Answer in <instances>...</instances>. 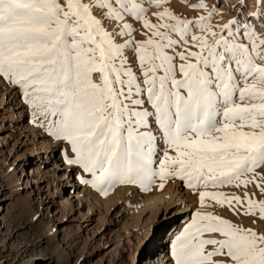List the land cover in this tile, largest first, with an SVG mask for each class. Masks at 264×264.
<instances>
[{"label":"snow or ice","instance_id":"obj_1","mask_svg":"<svg viewBox=\"0 0 264 264\" xmlns=\"http://www.w3.org/2000/svg\"><path fill=\"white\" fill-rule=\"evenodd\" d=\"M150 2L160 7L168 0ZM146 11L137 0H0V78L21 90L50 136L69 145L74 157L67 163L92 176L83 183L105 195L116 184L147 191L156 178L161 189L172 178L192 189L234 181L259 187L264 34L236 20L214 27L215 9L195 21L165 9L155 13L159 24ZM126 15L143 20L146 39H131ZM105 20L121 22L120 29L109 31ZM130 48L139 75L125 54ZM249 173L251 180L241 179ZM206 198L241 202L199 191L202 206ZM246 203L245 214L258 209L264 218V202ZM172 256L174 264H264V234L197 212Z\"/></svg>","mask_w":264,"mask_h":264},{"label":"rangeland","instance_id":"obj_2","mask_svg":"<svg viewBox=\"0 0 264 264\" xmlns=\"http://www.w3.org/2000/svg\"><path fill=\"white\" fill-rule=\"evenodd\" d=\"M137 2L147 10L144 17L153 24L161 22L155 13L165 9L192 21L215 9L211 19L214 27L236 20L264 34V0H203L206 9L192 7L201 0H168L160 7L150 0ZM94 14L101 18L103 11L94 9ZM123 23L134 29L131 39H146L143 20L126 15ZM104 24L109 31L121 26L117 21L105 20ZM192 32L199 34V29L193 26ZM118 39L124 43L129 37ZM173 39L179 36L173 34ZM125 54L139 75L134 50L130 48ZM180 62L177 59L176 63ZM72 157L66 142L57 141L40 126L21 90L0 78V264H174L172 245L197 212L210 213L234 226L264 234V218L258 209H253L255 214H245L248 198L257 204L264 202V181L259 177V187L254 183L237 186L234 181L207 189L189 188L179 178L163 181L161 189V181L156 178L150 190L140 185L116 184L105 195L83 183L92 176L78 165L68 164L67 159ZM158 159L159 153L157 167ZM255 171L264 173V165ZM252 177L249 173L241 179ZM177 180L176 194L180 199L167 210L159 206L154 213L148 211L166 200L165 193L172 192L169 185ZM199 191L239 196L241 202L221 205L206 198L202 206ZM150 198L154 203L148 206L144 200ZM145 205V211L137 216L136 210ZM179 206L184 207L182 212L186 210L185 218H181L183 213L174 215ZM212 235L206 233L204 238ZM213 247L209 245L207 250Z\"/></svg>","mask_w":264,"mask_h":264},{"label":"bare ground","instance_id":"obj_3","mask_svg":"<svg viewBox=\"0 0 264 264\" xmlns=\"http://www.w3.org/2000/svg\"><path fill=\"white\" fill-rule=\"evenodd\" d=\"M168 185V184H167ZM178 186H179V181L177 180L176 182H174V185H169V188H170V190H172V192H166L165 194L166 195H168V197L166 198V200L164 199L163 200V202H159L158 204H155V205H153V206H151L150 207V209L148 210V211H150L151 213H154L157 209H159L158 207L159 206H162V208L164 209V210H167V208H170V207H172L173 206V203L177 200H179L180 199V197H178V193L176 194V190H177V188H178ZM168 188V187H167ZM175 190V191H174ZM162 193V192H161ZM173 197H175V198H173ZM144 201H146L147 203H148V206L149 205H151V203H154V202H152V198H150V199H147V200H144ZM163 203V204H162ZM147 207V205H145L143 208L141 207L139 210H136V215L137 216H139V215H141L144 211H145V209L144 208H146ZM179 208H181V210L178 212V210H179ZM184 207H177L176 208V210H175V213H174V215L176 214V215H178V214H181V213H183V215L181 216V218H185V216H187L186 215V210L184 211V212H182ZM168 260V259H167Z\"/></svg>","mask_w":264,"mask_h":264}]
</instances>
